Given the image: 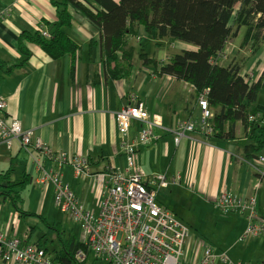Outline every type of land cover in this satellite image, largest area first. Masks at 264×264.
Here are the masks:
<instances>
[{
    "label": "crops",
    "instance_id": "0c3cea01",
    "mask_svg": "<svg viewBox=\"0 0 264 264\" xmlns=\"http://www.w3.org/2000/svg\"><path fill=\"white\" fill-rule=\"evenodd\" d=\"M71 12L75 23L69 34L80 46L75 74H70V55L53 59L39 45L27 43L31 51L29 60L10 74L1 75L0 97L7 100L5 113L8 118L20 120L25 129L34 130L35 135L55 151L80 154L90 159L93 173L90 176H77L68 164L59 169L63 182L79 200L97 213L106 192V179L99 172L107 167L122 169L126 166L116 115L127 103V96L136 94L159 124L154 130L157 138L152 143L140 146L137 155L147 175L166 173L173 178L180 174L181 184H170L163 189H188L202 202L214 207L224 189L242 197L255 195L259 218H264V175L261 174L264 165L246 158L245 147L249 138L243 124L239 122L236 125L233 139L210 138L196 129L186 131L176 143L177 122L198 120L201 115L194 88L174 76L157 75L153 67L142 65L137 56L131 73L122 79H114L106 73L100 31L75 12V8H71ZM57 20L50 0H0V67L2 65L6 69L24 60L18 49V40L23 31L48 30L47 23ZM244 33L243 27L227 42L218 62L228 66L231 63L242 65L240 62L246 61L241 74L248 73L246 80L256 82L264 79V43L252 55L248 48L241 47ZM139 35L141 38L145 35L143 27H140ZM135 40L130 41L134 46ZM163 43L167 44L168 40ZM176 48L193 50L196 46L175 41L170 49ZM245 51L249 53L248 56L240 59L239 54ZM172 54L169 51L163 59L151 57L168 61ZM139 129V123L135 122L131 128L132 137ZM24 152L28 155L30 166L25 167L22 175L27 172L31 176V183L38 185L40 172L34 159L38 158L49 168L52 164L35 149L28 153L18 140L14 141L11 149L0 141V167L5 170L15 164L14 174L17 169L21 171L24 164L18 162L20 157H16ZM260 155H264V149L255 157ZM48 191L54 193L53 186ZM13 210L9 200L0 203V226L5 231L13 236L27 237L29 242L38 245L46 242L44 234L51 229L46 230L40 220L32 218H37L36 213L28 211L35 215L19 216ZM22 217H29L27 220L33 221L18 233L15 226ZM245 221L247 224V219ZM42 230L43 233L45 231L43 235ZM77 239L81 241V234ZM197 260L198 257L194 263L186 261L196 264ZM262 262L264 264V260ZM0 264L14 263L0 261Z\"/></svg>",
    "mask_w": 264,
    "mask_h": 264
},
{
    "label": "trees",
    "instance_id": "16d2710c",
    "mask_svg": "<svg viewBox=\"0 0 264 264\" xmlns=\"http://www.w3.org/2000/svg\"><path fill=\"white\" fill-rule=\"evenodd\" d=\"M58 20L47 23L50 38L44 37L42 29L23 31L18 40V49L24 60L4 69L1 75L10 74L15 68L26 64L31 55L27 43L39 45L53 59L71 56L70 74L76 70L80 46L69 34L75 20L71 8L88 19L100 31L102 58L106 73L114 79L128 76L134 67L135 56L142 65L151 66L157 75H171L190 84L198 98L207 91V100L214 112L211 119L213 134L210 138L233 139L236 125L241 122L248 132L249 143L245 147L247 159H255L264 149V123L257 119L264 114V105L258 102L264 79L256 82L246 80L242 65L219 64L227 42L245 28L242 48L254 55L264 43V0H50ZM163 46L175 41L196 46V49L180 50L168 61H159L138 51L130 41L140 42L139 29ZM168 40L167 44L163 41ZM168 45V46H169ZM256 117V118H255ZM255 118V119H253ZM255 157V158H254ZM15 164L7 169L0 167V203L9 200L21 216L35 215L23 207L22 190L31 183V176L24 172L21 180L13 181ZM55 230L58 247L52 258L60 264H86L78 262L75 255L86 249L76 236L62 237ZM45 237V236H44ZM64 238V239H63ZM46 242L41 243L48 253Z\"/></svg>",
    "mask_w": 264,
    "mask_h": 264
},
{
    "label": "built area",
    "instance_id": "2783aa9c",
    "mask_svg": "<svg viewBox=\"0 0 264 264\" xmlns=\"http://www.w3.org/2000/svg\"><path fill=\"white\" fill-rule=\"evenodd\" d=\"M44 37L50 38L48 30L42 28ZM223 54V53H222ZM244 78L248 75L241 74ZM201 115L198 120L177 122L175 142L179 143L186 131H202L213 134L211 119L214 116L207 100V91L198 97ZM7 100L0 97V141L11 149L18 140L28 152L35 149L52 166L46 167L34 159L40 172L38 184L53 186L55 203L61 212L80 225L82 240L86 249L76 252L78 262H86L89 253L95 254L108 264H190L185 258L184 247L189 238V228L169 209L157 201L161 188L170 184H181V175L168 178L166 174L147 175L138 162L140 146L152 143L158 121L153 119L136 94L127 96V103L117 113L120 146L125 154L126 166L122 169L107 167L99 172L106 179V192L97 213L66 185L59 172L65 165H71L77 176L92 175L90 159L80 154L55 151L34 130L25 129L20 120L8 118L5 110ZM256 118V117H255ZM253 118V119H255ZM264 123V114L258 115ZM140 125L132 137L134 123ZM255 164L264 165V155L256 157ZM264 175V172H261ZM260 175V178H262ZM259 186L257 182L256 187ZM224 214L241 212L246 215L247 226L240 238L264 237V218H259L255 195L242 197L224 189L216 201ZM224 264H242L231 261L226 254L220 256ZM217 257L211 248L205 246L196 264H215ZM0 261L14 264H60L50 253L27 237L13 236L0 226Z\"/></svg>",
    "mask_w": 264,
    "mask_h": 264
},
{
    "label": "rangeland",
    "instance_id": "374dc122",
    "mask_svg": "<svg viewBox=\"0 0 264 264\" xmlns=\"http://www.w3.org/2000/svg\"><path fill=\"white\" fill-rule=\"evenodd\" d=\"M140 40V42L138 39L134 41L137 50L146 51L149 56H154L159 59H163L169 51L173 54L180 51L178 48L171 50L169 44L163 47L156 45V41L147 34L142 36ZM248 54L249 53L245 51V53L239 54V57L240 59L246 58ZM258 102L264 104V86L260 91ZM20 154L21 153H18L16 158L18 159L20 157L18 162L22 161L24 166L21 167V171L18 169L16 170L13 176V180L15 181L21 180L22 172L25 170V167L29 168L30 166L27 161L28 155L25 152L22 153V155ZM178 164L180 166L182 165L180 160H178ZM158 174L155 173L151 175ZM50 187V184L36 185L31 183L23 189L21 194L23 197L24 209L36 213L37 218H32H35L38 221H41V218H44L49 226H55L56 228H59L58 226H60L62 237L67 238L70 235L79 237L81 234V242H83L80 225L71 220L68 215L61 212L60 208L55 203V192L52 193L51 191H48ZM157 201L159 204L173 212L178 219L189 228V238L184 247L185 260L194 263L197 257L199 258L203 248L207 246L208 248H211L213 254L217 257L215 264H224L220 259V256L223 254H226L228 258L235 263H263L264 238L249 237L245 240H240L247 225L244 213L231 212L224 214L216 208L217 206L214 207L212 204H205L198 199L195 194L185 188H161L158 192ZM13 212L16 213L15 210H13ZM28 218L29 217H22L19 219V222L15 226L18 233H21L27 228L30 221L32 223L33 220H27ZM41 223L42 222H40V224ZM45 226L46 225L44 224V227ZM46 228L47 227H45V229ZM41 232V235L45 233V231L43 233V230ZM44 235L45 239L48 240L45 247L52 253L53 249L58 247L56 232L55 230H50L48 234ZM21 238L23 239L24 237ZM254 239L257 240L255 241ZM86 264H108V262L96 259L95 254L90 252Z\"/></svg>",
    "mask_w": 264,
    "mask_h": 264
},
{
    "label": "clouds",
    "instance_id": "9594fccd",
    "mask_svg": "<svg viewBox=\"0 0 264 264\" xmlns=\"http://www.w3.org/2000/svg\"><path fill=\"white\" fill-rule=\"evenodd\" d=\"M246 79V78H245Z\"/></svg>",
    "mask_w": 264,
    "mask_h": 264
}]
</instances>
